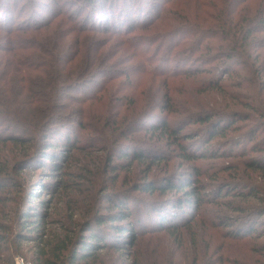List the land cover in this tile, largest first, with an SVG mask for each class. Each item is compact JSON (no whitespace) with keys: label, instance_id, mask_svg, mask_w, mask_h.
I'll use <instances>...</instances> for the list:
<instances>
[{"label":"trees","instance_id":"1","mask_svg":"<svg viewBox=\"0 0 264 264\" xmlns=\"http://www.w3.org/2000/svg\"><path fill=\"white\" fill-rule=\"evenodd\" d=\"M5 1L0 264L24 251L33 264H117L125 255L123 264H143V239L157 224L187 245L176 264H264V2L200 0L191 18L168 20L179 21L174 38L195 37L184 52L185 40L177 45L184 59L173 68L153 52L147 70L141 58L161 39L148 33L168 4L149 12L125 0V11L124 0H73L65 11V0H30L22 11ZM29 3L32 18L17 24ZM98 35L128 38L129 49L105 53ZM122 58L162 85L126 86ZM208 159L235 161L219 164L210 188ZM179 160L194 162L191 171L173 174ZM167 194L182 196L159 200ZM111 253L118 259L106 260Z\"/></svg>","mask_w":264,"mask_h":264},{"label":"rangeland","instance_id":"2","mask_svg":"<svg viewBox=\"0 0 264 264\" xmlns=\"http://www.w3.org/2000/svg\"><path fill=\"white\" fill-rule=\"evenodd\" d=\"M28 1L30 0H18L19 3V8H21V10L23 11L22 5L26 4ZM73 0H65L62 4V6H64L65 11H70L71 8L73 7V3L74 4H78L77 1H73V3H70ZM191 1V2H189ZM31 2H37L40 4H49L52 8H55V1L54 0H31ZM138 2V3H137ZM136 2V6L139 7H132L135 8V10H139L140 6H142V3H144L143 5V9L146 11L151 12L153 10V8L158 4L160 6H163L164 4L167 5V10H170L171 12H167L165 14V16L163 18H167V21H165V19H160L158 21H156L155 24V29L153 30L152 33H148L150 35H159V38H161L160 40L157 41V38H155L154 40L156 41V43L152 44V42L150 43V45H152L153 49L150 50V52L148 53V55L143 56L141 59L143 61L144 66L146 65V63L144 62V58H149V56L154 53V56L156 58H161V60H168L166 61V65H172L173 68L174 66H178L181 62V58L184 59L183 56L185 55H181L178 56L176 55V52H178L180 54V51L178 49L181 48L180 46H177L179 44H181L184 40H185V46L182 49V52H184L185 50H187L188 48H190L195 40V37L193 38L192 35H179V37H175L181 30V27L178 28V26L175 24L176 23H171L170 21H168L169 19H175L177 17H179V20H182L185 17H189L191 18L194 14H196V9L200 3L197 0H137ZM189 2V3H188ZM264 0H251V5L255 8H258V5L263 4ZM81 4H84V1H80ZM118 2H116L117 5ZM4 6H11V2L9 1H5L3 2ZM140 4V5H139ZM129 5V2L121 1L119 4V9H125V11L127 10V6ZM188 5V6H187ZM28 10L30 11H26L24 13V18L22 19H17V24H20L22 22H26V20L28 21V18L30 20V18H32V11H31V3L28 4ZM80 7V6H79ZM76 8V7H75ZM73 7V9H75ZM78 8V7H77ZM135 12V11H134ZM136 13V12H135ZM40 14H43V16H47L46 13L40 12ZM150 14V13H149ZM173 26V27H171ZM175 26V27H174ZM180 26V25H179ZM182 26V24H181ZM168 30V34L165 35L166 31ZM166 36L167 39H164L163 36ZM161 36V37H160ZM117 36H111V37H107L106 35H98L99 39H103L106 42H109L108 46L105 49V53H109V52H117L119 49H122L123 51L129 49V43L127 42L128 38L125 39H121L122 37H119L118 39L115 38ZM112 38V39H111ZM170 46L171 48L176 47V49L172 52L169 51L167 49V47ZM144 48H149L147 45ZM192 48V47H191ZM145 50V49H144ZM201 55V53H197V57H199ZM121 56V53L118 55ZM140 59V60H141ZM204 61V59H199L197 62L199 63H193L191 62L190 65L191 67H200L202 66V62ZM127 60H124L123 58L119 61V64L122 63V65L119 67L120 70L125 72V69L130 68L128 70L129 73L127 74V79L130 81H125L126 82V86H131L134 85V82L138 81L141 85V88L143 87H149L151 86L152 83H154L157 87H159V85L162 84H158L156 82H154L153 80H151L149 77H141L140 75V71L143 69H147V66H140L139 64V60H137L135 67H128L127 64ZM178 62V63H177ZM189 65V66H190ZM148 70V69H147ZM1 132V129H0ZM231 162H235L234 160L231 159H225V160H205L204 162H202V169L204 171L208 172V175L205 177H202V180H204L203 182H205V184L207 185L208 188H210L211 184H213L215 179V175L219 174L218 171L223 168L224 165L231 163ZM223 164L222 167H219V164ZM221 164V165H222ZM194 165V162L192 163H186V162H182L181 160L179 161H175V163L172 164V168H171V172L173 174H180L182 172L185 171H191L189 166ZM157 176H164L163 173L160 172H156ZM33 176V173L32 175ZM41 174L39 171L35 172L34 175V182L35 180L41 178ZM174 177H179V176H174ZM249 178V177H248ZM136 179V178H135ZM139 179V177L137 178ZM47 180V179H45ZM41 182H43V177L41 178ZM37 187V189L39 188V183H36L35 185H33V187ZM136 196H140V198L142 199H146L148 197L144 196V195H140L139 193L135 194ZM182 195L179 194H167L164 197H162L161 201L163 200H176L179 197H181ZM132 207L134 208L135 205L133 204ZM191 213L190 210L186 211V216L189 215ZM172 216H174V214H172ZM154 225V227L152 229H150V233H147V235L145 236V238L143 239V244L141 245L140 248V259L142 260L143 264H176L180 261H182L183 259H185V251H186V246L182 247L178 241L175 240L174 237H172L170 234H166V233H159L158 229L159 226ZM187 252V251H186ZM19 256L28 258V259H32V255L29 254L28 252H18L14 254V262L15 259ZM118 257L117 253H111V255H107L106 260L110 259H116ZM128 255H125V257H122V259H120L119 257V262H117V264H122L128 262ZM118 259V258H117ZM130 260H132V257H130ZM252 261V259H251ZM236 261H233V264H235Z\"/></svg>","mask_w":264,"mask_h":264},{"label":"built area","instance_id":"3","mask_svg":"<svg viewBox=\"0 0 264 264\" xmlns=\"http://www.w3.org/2000/svg\"><path fill=\"white\" fill-rule=\"evenodd\" d=\"M15 264H33V263L27 260L25 257L19 256L15 259Z\"/></svg>","mask_w":264,"mask_h":264}]
</instances>
